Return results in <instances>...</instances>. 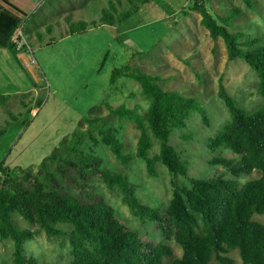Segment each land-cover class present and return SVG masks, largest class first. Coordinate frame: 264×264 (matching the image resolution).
<instances>
[{
	"label": "rangeland",
	"instance_id": "rangeland-1",
	"mask_svg": "<svg viewBox=\"0 0 264 264\" xmlns=\"http://www.w3.org/2000/svg\"><path fill=\"white\" fill-rule=\"evenodd\" d=\"M203 1L214 14L240 8L232 31L264 37V0H253L251 9L243 0ZM111 3L115 12L109 11ZM136 4V0H41L17 32L16 49L24 54L21 63L26 69L9 50L0 49V130H4L0 138V165L11 171L27 168L36 175L42 162L54 171L55 163L49 160L52 153L75 160L71 148L89 151L103 159L104 167L121 172L136 183L142 203L164 208L173 197L172 177L167 168L159 163V177H149L145 162L135 156L139 136L135 123L118 120L105 106V102L114 107L126 103L130 108L139 107L141 113L147 109L138 82L124 77L118 80L115 90L109 86L112 70L129 65L163 76L166 80L160 85L164 90L196 97L206 107L210 126L193 113L188 127L174 130L170 139V144L189 162L188 178H213L220 174L234 178L224 166L210 163L216 157L239 158L228 149L212 151L208 146V138L214 137L229 119L227 107L218 96L219 82L222 78L238 105L252 112L264 106V97L256 93L257 73L242 59L228 61L223 40L212 39L201 24V15L191 10L193 0H150L119 23V14L133 12ZM103 10L112 12L114 25L100 21ZM93 21L97 22L96 27L90 25ZM78 25L87 26L86 31L70 35L69 29ZM22 39L26 45L18 49ZM94 115L103 117L98 128L107 124L117 129L124 151L133 156L128 165L116 160L98 130L88 126V119ZM185 135L191 136L185 139ZM158 149V141L154 140L150 155ZM55 176L60 179L58 174ZM260 176L254 171L238 181L244 184ZM89 177L95 193L105 198L131 230L169 245L172 259L182 256V248L174 239L163 240L155 223L132 214L119 190L108 189L91 173ZM188 178L178 177L176 182L188 186ZM13 218L20 228H36L19 213ZM253 219L264 223V215L255 214ZM24 247L25 253L36 257L40 264L72 261L66 237L48 238L41 231ZM13 252V241L0 239V264H13ZM227 256L234 264H244L237 250Z\"/></svg>",
	"mask_w": 264,
	"mask_h": 264
},
{
	"label": "trees",
	"instance_id": "trees-1",
	"mask_svg": "<svg viewBox=\"0 0 264 264\" xmlns=\"http://www.w3.org/2000/svg\"><path fill=\"white\" fill-rule=\"evenodd\" d=\"M136 1L133 12L119 14V23L150 0ZM243 2L250 9L254 7L253 0ZM40 3L41 0H0V49H8L23 69L17 57L22 52L16 49L17 32ZM191 10L201 15V24L212 39L223 40L228 61L242 59L257 73L256 93L264 97V37L232 31L233 21L241 9L214 14L203 0H193ZM109 11H116L113 3ZM100 21L104 25L115 24L114 15L106 10ZM96 23L93 21L90 25L96 27ZM47 29L52 32L51 27ZM86 29L85 25L72 26L68 33L81 34ZM124 77L139 83L147 109L141 113L139 107L130 108L126 103L114 107L105 102V106L118 120L135 123L139 132L135 156L145 162L149 177H159V163L167 168L172 177V199L164 208L142 203L137 195L138 185L127 175L104 167L101 157L77 148L70 150L75 160L50 154L54 171H49L42 162L36 175L27 168L11 171L1 164L0 239L13 241V264H40L36 257L25 253L24 245L41 231L48 238L68 239L71 264H213L214 261L234 264L227 256L233 250L239 252L244 264H264V223L253 219L255 214L264 215V106L246 111L229 94L221 78L218 96L227 107L229 119L214 137L208 138V146L212 151L228 149L239 158L216 157L210 163L224 166L234 178H225L223 174L213 178H188L189 162L170 144V139L174 130L188 127L193 113L199 114L203 123L210 126L206 107L196 97L164 90L160 85L166 80L163 76L129 65L112 70L110 88L115 90L118 80ZM102 121V116L94 115L87 123L98 130L116 160L128 165L133 156L124 151L125 145L116 128L107 124L98 128ZM3 134L4 130H0V138ZM75 137L73 134L72 139ZM154 140L158 141L159 149L151 156ZM254 171L261 176L244 184L238 181L242 175ZM90 173L108 189L119 190L123 203L135 217L155 223L163 240L174 239L182 248V256L172 259L173 250L169 245L163 241L156 243L131 230L105 198L95 193ZM178 177L188 178L189 185L178 184ZM15 213L36 228H20L13 218Z\"/></svg>",
	"mask_w": 264,
	"mask_h": 264
},
{
	"label": "built area",
	"instance_id": "built-area-1",
	"mask_svg": "<svg viewBox=\"0 0 264 264\" xmlns=\"http://www.w3.org/2000/svg\"><path fill=\"white\" fill-rule=\"evenodd\" d=\"M19 29L20 30L22 29V25L19 27ZM19 35H20L21 38H23L21 32L19 33ZM24 45H26V42L24 41V39H22L20 42H18L17 48L21 49V48H23Z\"/></svg>",
	"mask_w": 264,
	"mask_h": 264
},
{
	"label": "crops",
	"instance_id": "crops-1",
	"mask_svg": "<svg viewBox=\"0 0 264 264\" xmlns=\"http://www.w3.org/2000/svg\"><path fill=\"white\" fill-rule=\"evenodd\" d=\"M7 50H8V49H7ZM23 55H24V54H23L22 52H21V53H18V55H17V57H18L20 63H21V58H22ZM21 64H22V63H21ZM24 69H26L25 66H24Z\"/></svg>",
	"mask_w": 264,
	"mask_h": 264
}]
</instances>
